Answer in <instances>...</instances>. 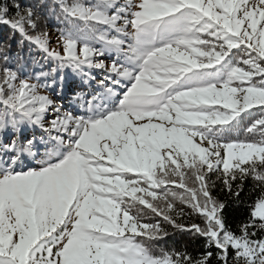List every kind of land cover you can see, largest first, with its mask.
Instances as JSON below:
<instances>
[{
	"label": "snow or ice",
	"instance_id": "snow-or-ice-1",
	"mask_svg": "<svg viewBox=\"0 0 264 264\" xmlns=\"http://www.w3.org/2000/svg\"><path fill=\"white\" fill-rule=\"evenodd\" d=\"M54 6L72 25L60 34L63 55L49 49L47 33L29 34L40 19L34 6L0 0V25L61 66L85 77L106 69L113 85L128 84L114 107L85 101L87 114L77 116L56 108L46 129L52 146L39 168L16 170L33 141L0 145L11 153L0 157V264H211L212 251L195 259L152 254L137 238L168 233L159 221L145 222L149 214L203 237L217 264H264V235L256 238L264 233V0ZM106 52L120 59L105 65L98 58ZM30 79L0 69V132L43 127L54 108ZM253 109L260 116L243 131L260 139H230ZM213 174L236 197L248 177L259 182L239 234L226 226L224 204L211 194ZM176 201L202 224L178 223L188 214L176 210Z\"/></svg>",
	"mask_w": 264,
	"mask_h": 264
},
{
	"label": "trees",
	"instance_id": "trees-1",
	"mask_svg": "<svg viewBox=\"0 0 264 264\" xmlns=\"http://www.w3.org/2000/svg\"><path fill=\"white\" fill-rule=\"evenodd\" d=\"M68 2H71V0H68ZM82 2L93 4L96 3V0H82ZM127 2L128 0H117V6L125 5ZM20 3L21 5L34 6L36 13L40 16L37 28L35 30L29 29L30 35L45 33L47 29H50V31L55 30L60 35L61 31L72 27L59 14V8L54 6L55 0H20ZM96 47H100V45L96 44ZM5 56H7L6 61L4 59ZM103 58H106L107 65H110L113 60L120 59L115 52H106L103 57L98 59ZM3 67H9L16 71L19 79L31 78L30 83L39 85L37 89L39 94L46 95L53 101L54 99H59L60 101L51 109L56 113L55 109L61 107L62 109L59 111L60 115L66 113H71L74 116L86 115L88 105L85 101H95L96 105L114 107L128 84L126 80H122L121 85H113L111 80L106 79L108 76L106 69H91L90 76L85 77L67 65L61 66L58 60L48 58L44 52L27 40H24L19 33H14L6 25H0V69ZM112 78L116 79L117 77L113 74ZM109 88L113 89V93L110 96L107 91ZM252 112V116L245 117L241 121L239 135H232L229 137L230 139H260L259 135L246 134L243 131V129L250 126L260 116L259 109H253ZM42 125L43 127L25 123L20 125L15 131L9 129L5 132H0V145L9 144L12 140L21 145L26 144L29 140L33 141L32 151L20 155L16 167L17 171H26L29 168L40 167L42 161L46 159V151L52 146L50 133L46 131L50 126V122L48 123L47 121V124H44L42 119ZM51 135H55V133ZM10 155L11 153L5 155L3 152H0V157L4 159H7ZM210 179L215 182V186L211 188L212 196L224 204L222 216L226 226L239 234V226L249 217L250 205L260 195L261 188L257 186L259 182L248 177L243 181L239 197H236L224 189L222 182L216 178V175L213 174ZM239 184H241L240 180L235 181L233 189L235 190L236 185ZM173 188L179 191V189H175V186ZM175 208L177 211L183 209L188 214L180 217L178 223L186 225L191 223L202 224L201 217L191 214V210L179 201L175 202ZM144 220L148 223L159 221L168 233L167 236L155 241H148L141 237L137 238L138 242H143L152 254L186 252L195 259L206 251H212L214 255L211 264H217L215 259L216 249L206 247V241L203 237L196 236L189 231L176 229L164 222L161 217L152 214H149ZM260 235H264V233H258L256 238L258 239ZM229 255L231 257L232 254L230 253ZM229 264H234V262L230 259Z\"/></svg>",
	"mask_w": 264,
	"mask_h": 264
},
{
	"label": "rangeland",
	"instance_id": "rangeland-1",
	"mask_svg": "<svg viewBox=\"0 0 264 264\" xmlns=\"http://www.w3.org/2000/svg\"><path fill=\"white\" fill-rule=\"evenodd\" d=\"M137 0H133V3H136ZM135 10V9H133ZM128 31H131V28H128ZM47 33V38L49 40V49L50 50H57L61 53V55H63V47H62V44L60 42V35L57 31L53 30V31H50V29H47V31L45 32ZM103 61L105 63V65H107V60L106 58H103ZM126 91V88L123 90V92ZM58 101H60L59 99H54V102H55V105L58 103ZM51 109V108H50ZM45 114V116L43 117V123L44 124H47V121L48 123L51 121V119L53 118L54 115H56V113H54L52 111V109L50 110ZM62 108L59 107V111L61 110ZM35 168H39V167H35ZM35 168H29V169H35ZM27 169V170H29Z\"/></svg>",
	"mask_w": 264,
	"mask_h": 264
}]
</instances>
